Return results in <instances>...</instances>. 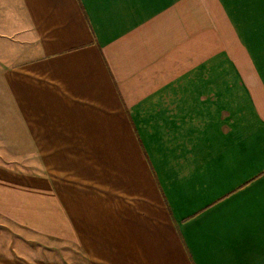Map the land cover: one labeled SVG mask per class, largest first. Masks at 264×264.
<instances>
[{"label":"crops","instance_id":"crops-1","mask_svg":"<svg viewBox=\"0 0 264 264\" xmlns=\"http://www.w3.org/2000/svg\"><path fill=\"white\" fill-rule=\"evenodd\" d=\"M0 37L44 164L0 167V264H264V0H0Z\"/></svg>","mask_w":264,"mask_h":264},{"label":"rangeland","instance_id":"rangeland-1","mask_svg":"<svg viewBox=\"0 0 264 264\" xmlns=\"http://www.w3.org/2000/svg\"><path fill=\"white\" fill-rule=\"evenodd\" d=\"M1 40L2 38L0 37V45H3ZM1 48L2 47H0V49ZM7 48L10 47L4 45L3 53ZM0 82V93L6 92L7 89L5 84H3L2 81ZM2 103L3 102L0 100V119L3 121L6 119L16 118L14 112L2 109ZM30 155H35L32 144H12L11 142L0 140V167L14 169L17 170L18 173L41 172L44 168L43 160L39 158H32Z\"/></svg>","mask_w":264,"mask_h":264}]
</instances>
